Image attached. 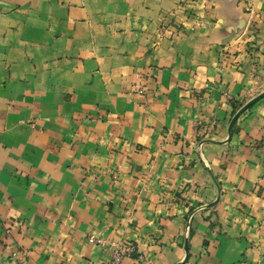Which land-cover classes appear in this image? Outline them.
I'll list each match as a JSON object with an SVG mask.
<instances>
[{
    "label": "crops",
    "instance_id": "crops-1",
    "mask_svg": "<svg viewBox=\"0 0 264 264\" xmlns=\"http://www.w3.org/2000/svg\"><path fill=\"white\" fill-rule=\"evenodd\" d=\"M184 1L215 15L209 0H0V264H106L127 240L123 264H264V100L216 142L225 93L256 81L222 62L225 26L159 36ZM209 168L221 198L197 211L218 194Z\"/></svg>",
    "mask_w": 264,
    "mask_h": 264
},
{
    "label": "rangeland",
    "instance_id": "rangeland-1",
    "mask_svg": "<svg viewBox=\"0 0 264 264\" xmlns=\"http://www.w3.org/2000/svg\"><path fill=\"white\" fill-rule=\"evenodd\" d=\"M210 5L208 6L209 11L215 12V15L209 16V18H201L195 15L192 18L190 15H187L185 11V2H181L177 5L171 13H167L162 16L159 32L160 37H177L184 33L187 29H193L195 31L202 29L203 27H216L222 26L226 27L227 33H231L232 37L226 41L225 44L222 45V49H220L221 60L225 63L226 66L239 70L245 64L250 63L252 66L251 74L253 79L256 81V90L252 92V94L243 96L242 98H237L232 94L225 93L227 99L231 102L233 106V113L229 124L237 113V111L245 105L251 99L257 97L260 94H263L261 98L255 101L252 105H250L243 113H245L251 106L255 103L264 100V0H209ZM200 3H203V0H199ZM205 4V2H204ZM222 4H225L224 7ZM236 4V5H233ZM207 6V4H205ZM205 6V7H206ZM207 8V7H206ZM216 8L225 9V16L227 17H219L216 12ZM230 9V10H229ZM229 10V12H228ZM228 18L234 23H229ZM149 78V76H148ZM138 90H143L142 87H137ZM242 113V114H243ZM241 114V115H242ZM240 115V116H241ZM239 116V117H240ZM238 117V118H239ZM237 118V120H238ZM236 120V122H237ZM234 123L231 133H229V124H228V138L224 141H216L219 143L228 142L233 134L235 124ZM202 123H198L197 125L201 129ZM212 126L216 127L215 123H211L209 125H204L202 127L207 133L204 134V138L207 137L208 132L212 129ZM203 136V135H202ZM204 138L201 137V134L198 137V148L199 151L202 149V145L204 143ZM209 140V139H208ZM211 141V140H209ZM215 142V141H214ZM209 173L215 182L218 188V194L215 200L208 203L207 205H202L199 207L197 211L205 209V207L212 208L218 204L221 198V188L218 182L216 181L212 170L209 168ZM191 217H189L190 219ZM185 236L190 235L188 227H186ZM93 236V235H91ZM91 236L89 238H91ZM96 242V241H95ZM101 244L100 242H97ZM129 243H134V241H121L112 244V252L116 245L125 246ZM137 249V247H136ZM137 252V251H136ZM136 255V253H135ZM134 255V256H135ZM112 256V253H111ZM110 256V257H111ZM138 256H144L143 254H139ZM110 259V258H109ZM107 260L106 264L108 263ZM143 264H154L147 257H143L142 259H138Z\"/></svg>",
    "mask_w": 264,
    "mask_h": 264
},
{
    "label": "built area",
    "instance_id": "built-area-1",
    "mask_svg": "<svg viewBox=\"0 0 264 264\" xmlns=\"http://www.w3.org/2000/svg\"><path fill=\"white\" fill-rule=\"evenodd\" d=\"M91 239L101 244L104 243V241L94 236H91ZM136 247L134 243H129L125 246L116 245L107 264H123V260L126 257H134L137 251ZM137 258L142 259L143 256H138Z\"/></svg>",
    "mask_w": 264,
    "mask_h": 264
},
{
    "label": "water",
    "instance_id": "water-1",
    "mask_svg": "<svg viewBox=\"0 0 264 264\" xmlns=\"http://www.w3.org/2000/svg\"><path fill=\"white\" fill-rule=\"evenodd\" d=\"M263 94L258 95L257 97L251 99L250 101H248L245 105H243L238 111L237 113L234 115V117L232 118L230 124H229V133H231L232 127L234 125V123L236 122L237 118L250 106L252 105L255 101H257L259 98L262 97ZM185 249L186 251H188V241H186L185 244Z\"/></svg>",
    "mask_w": 264,
    "mask_h": 264
}]
</instances>
